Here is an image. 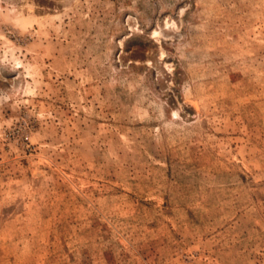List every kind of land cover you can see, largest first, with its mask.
Listing matches in <instances>:
<instances>
[{"label": "rangeland", "instance_id": "rangeland-1", "mask_svg": "<svg viewBox=\"0 0 264 264\" xmlns=\"http://www.w3.org/2000/svg\"><path fill=\"white\" fill-rule=\"evenodd\" d=\"M0 264H264V0H0Z\"/></svg>", "mask_w": 264, "mask_h": 264}]
</instances>
